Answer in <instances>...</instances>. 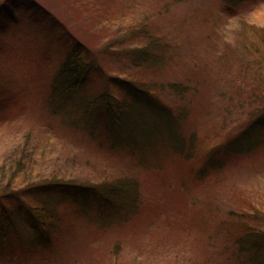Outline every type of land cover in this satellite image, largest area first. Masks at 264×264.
<instances>
[{"label": "rangeland", "instance_id": "rangeland-1", "mask_svg": "<svg viewBox=\"0 0 264 264\" xmlns=\"http://www.w3.org/2000/svg\"><path fill=\"white\" fill-rule=\"evenodd\" d=\"M243 1L235 13L222 0H0V23L9 25L0 31L1 173L25 152L31 156L24 169L28 179L60 173V181L71 184L50 197L34 192L23 210L13 199L0 201L14 211L17 231L16 236L11 230L0 264H247L233 248L225 230L230 220L224 219L237 209L248 212L245 221L264 233V129L252 135L250 150L195 177L205 152L239 133L256 94H264L263 66L253 57L264 55V0ZM51 23L56 29L41 33ZM141 23L150 35H166L173 51L169 63L148 69L153 73L127 71L123 56L124 49L144 45L145 37L136 33L135 42L118 43L128 27ZM54 30L84 44L113 82L131 72L155 85L188 86L180 104L169 90L160 97L172 114L184 110L177 129L192 157L173 151L167 140L135 156L107 149L79 139L58 116L49 118L43 94L50 69L44 62L63 53ZM113 88L126 97L118 85ZM87 93H95L88 83ZM124 176L140 193L134 214L132 197L123 208L106 206L90 190ZM79 185L90 188L77 189L85 210L69 200ZM47 197L56 219L46 241L39 239L27 207ZM258 253L264 256V249Z\"/></svg>", "mask_w": 264, "mask_h": 264}, {"label": "trees", "instance_id": "trees-1", "mask_svg": "<svg viewBox=\"0 0 264 264\" xmlns=\"http://www.w3.org/2000/svg\"><path fill=\"white\" fill-rule=\"evenodd\" d=\"M243 2V0H222L225 9L235 13ZM26 5L27 8L31 6L29 3ZM32 8L35 9V7ZM233 15L231 14V16ZM146 23L148 21L145 20ZM145 24L141 23L135 27H128L130 29L127 28L118 37L119 41H117L120 44H124L126 40L131 41V43L135 42L136 33L146 38L144 45L132 46L129 50H123V56L129 62L126 67L127 71L138 69L142 74L146 70H153L154 67L160 68L170 62L173 51L166 35L148 34L151 32L147 31ZM7 27L9 25H5V22L0 23V31L3 30L1 32H4ZM50 29H56V24L43 25L41 33L46 32L48 34ZM57 32L54 30L57 42L63 46L62 56L59 59H56L55 56L48 62H44L45 69H50L43 94V106L49 118L54 120L53 117L58 116L64 122L63 125L66 124V127H69L71 132L76 133L79 139L93 141L97 145L100 144V147L105 146L107 149L120 150L135 156L145 149L167 140L175 146L176 149L173 151L183 154L188 159L192 157L193 154H190L189 146L184 150V138L177 129L178 121L185 116L184 110H175L173 113L175 116H173L171 105L160 97L163 91L169 90L170 94L174 95L173 98L180 104L185 96L183 93L187 92L188 86L184 88L177 83L155 85L150 80L149 82L140 81L138 77L135 78L130 74L131 72L125 73L123 81L113 82L116 79L108 78L103 74L94 58L95 55L90 54L84 44L71 39L67 40V37L64 38L61 32H58L59 34ZM47 39L50 42L49 35ZM113 43L116 47L117 43ZM62 49L59 52H62ZM253 54V57L258 56V60L261 61L259 67L262 65L263 68L259 71V76L264 81V55H259L257 52ZM253 77L255 78L256 74ZM87 83L91 85V90L95 93H87L88 95L84 96ZM108 83H111L113 87L118 85L126 92V97L123 99L120 96L119 98L118 88H113L111 85H107ZM113 83L115 84L113 85ZM256 96L258 102L249 107L250 111L246 114L247 120L243 125L240 124L242 126L241 131L223 143L207 150L202 158L203 162L200 161L196 168L198 171L195 177H199L209 170L220 169L224 160L242 153L244 149L250 150L251 146L248 141L253 138L252 135L256 131L264 129V94H256ZM99 120L102 121L99 122ZM183 150L184 152H180ZM30 158L28 153L22 152L21 156L11 160L13 165L10 164L4 174L0 169V201L13 199L14 205L21 210L26 208L25 198L31 197L34 192L50 197V193L56 188L71 185L60 181V173L42 177L40 180L28 179L27 170L24 169H28L27 162L31 160ZM144 158L146 156L139 159V165L145 163L146 159ZM2 175H8V177L2 178ZM20 178H22L21 182L16 185ZM13 184H15L16 189H13ZM87 188L89 187L79 185L69 199L80 205L82 210H85L86 201L81 198L83 193L77 192V189L87 191ZM90 190L91 193H98L106 206L118 205L119 208H123L127 202L131 204L130 197H132L133 214L140 204L139 190L126 176L118 177L111 182L103 180L102 183ZM49 197L45 198L41 205H35L33 208L27 207V212L34 218L32 220L36 228L40 230L39 239L46 241L51 238L48 232L51 231L50 225L56 219V213L48 206ZM13 213L14 211L4 203L0 206V254L9 248L4 250L11 230L13 235L17 236L11 217ZM248 214L250 213L242 210L239 212L238 209L228 213L227 219L225 217L224 220H230V224L225 227V230L231 235L232 246L237 249L238 256L243 257L247 264L248 262L249 264H264V256L258 253L261 247L264 249V236H261L264 233L253 227L254 223L245 221V216ZM230 217L232 218L230 219Z\"/></svg>", "mask_w": 264, "mask_h": 264}]
</instances>
